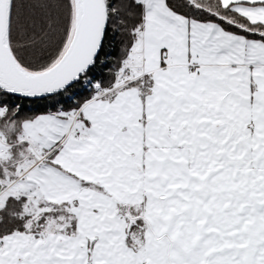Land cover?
<instances>
[{
    "label": "snow or ice",
    "instance_id": "1",
    "mask_svg": "<svg viewBox=\"0 0 264 264\" xmlns=\"http://www.w3.org/2000/svg\"><path fill=\"white\" fill-rule=\"evenodd\" d=\"M0 264H264V0H0Z\"/></svg>",
    "mask_w": 264,
    "mask_h": 264
}]
</instances>
